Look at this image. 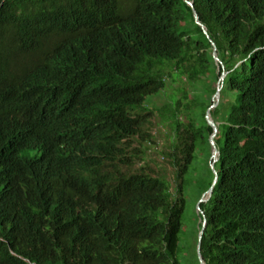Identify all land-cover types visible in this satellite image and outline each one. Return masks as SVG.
<instances>
[{
  "label": "trees",
  "instance_id": "1",
  "mask_svg": "<svg viewBox=\"0 0 264 264\" xmlns=\"http://www.w3.org/2000/svg\"><path fill=\"white\" fill-rule=\"evenodd\" d=\"M191 1L222 68L184 0H0V264L177 263L221 70L200 253L264 264V0Z\"/></svg>",
  "mask_w": 264,
  "mask_h": 264
},
{
  "label": "rangeland",
  "instance_id": "2",
  "mask_svg": "<svg viewBox=\"0 0 264 264\" xmlns=\"http://www.w3.org/2000/svg\"><path fill=\"white\" fill-rule=\"evenodd\" d=\"M165 94H159L157 97V102L163 101ZM163 129L159 123L156 122V119L152 120L151 132L154 134L155 144L150 149L145 151V160L148 161L149 158H155L157 166L162 164L166 165L167 170L170 166L167 163H163V159L160 158V154L155 153L158 150H161L162 146V133ZM201 146L204 144L199 143L197 147L196 157L192 161V165L197 167L196 171L200 168L203 159L205 148L202 149ZM156 168V167H154ZM192 168V167H190ZM171 173L170 171L168 172ZM194 174V173H193ZM195 175V174H194ZM197 177L193 176L192 182L189 181L185 183L183 188L184 195V206L180 216V228L177 235V248H176V258L177 263L175 264H195L196 263V252H195V240H194V230L195 224L197 222V214L195 209L196 200L193 199L194 193H196L195 183Z\"/></svg>",
  "mask_w": 264,
  "mask_h": 264
},
{
  "label": "water",
  "instance_id": "3",
  "mask_svg": "<svg viewBox=\"0 0 264 264\" xmlns=\"http://www.w3.org/2000/svg\"><path fill=\"white\" fill-rule=\"evenodd\" d=\"M184 1L188 5H190V7L192 9V13H193L194 19H195V22L199 25L201 31L206 35V37L208 38V40L210 42L212 58L216 62H218L220 67L222 68L223 64L220 61V59L218 58V56L216 55L215 44H214L213 40H211L208 37L207 31H206L202 21L199 19L198 13H196L194 8L192 7V1L191 0H184ZM224 73H225L224 70L220 71L219 77H218V79L216 81L215 90H214V92L211 95V103L206 107V109L204 111L205 121L212 128L210 134L208 135V143H210V146H211V152L209 153V156H208V164L211 167V170L213 172V177H212V180H211V183L209 184V186L204 191H202L200 193L199 197L196 199V202H195V209H196V212L198 213L197 214L198 220L200 221L199 227H198V229L196 231V242H195V252H196L195 254H196L197 261H198L197 264H204L203 258H202L201 253H200L199 243H200V237H201V233H202V228H203L204 222H205V216H204L201 208L199 207L198 202L205 200L209 196V194L211 192V186H212V184L214 183V181L216 180V177H217L216 169L212 166V163L216 160L217 154L219 153V148L217 147L216 143H214V141H213V136H214V134L216 132V128H217L216 127V121H214L212 119V117H211V115L209 113V108L213 107L215 105V103L217 102V100H218V90L221 87L222 78H223Z\"/></svg>",
  "mask_w": 264,
  "mask_h": 264
},
{
  "label": "clouds",
  "instance_id": "4",
  "mask_svg": "<svg viewBox=\"0 0 264 264\" xmlns=\"http://www.w3.org/2000/svg\"><path fill=\"white\" fill-rule=\"evenodd\" d=\"M0 163H1V161H0ZM29 198V197H28ZM27 200V199H26ZM25 202V200H23V201H21V202H18V203H16V204H12V208H11V211L9 212V222H10V220L12 221V217H11V214H12V212H15V211H19L20 210V208H19V206H22L23 205V203ZM15 213H17V212H15ZM0 241H6L7 242V239H6V237L3 235V234H1L0 233ZM10 248V247H9ZM10 251L13 253V254H15L16 256H20V257H23V256H21V255H18V254H16L11 248H10ZM24 258V257H23ZM27 262H29V263H31L27 258H24Z\"/></svg>",
  "mask_w": 264,
  "mask_h": 264
}]
</instances>
